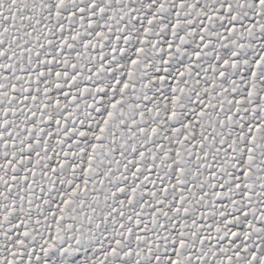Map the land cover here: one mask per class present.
<instances>
[{
    "label": "snow or ice",
    "instance_id": "6c2138e0",
    "mask_svg": "<svg viewBox=\"0 0 264 264\" xmlns=\"http://www.w3.org/2000/svg\"><path fill=\"white\" fill-rule=\"evenodd\" d=\"M0 264H264V0H0Z\"/></svg>",
    "mask_w": 264,
    "mask_h": 264
}]
</instances>
